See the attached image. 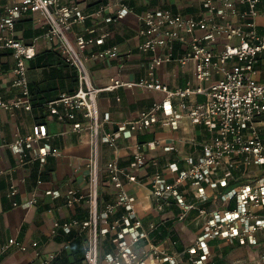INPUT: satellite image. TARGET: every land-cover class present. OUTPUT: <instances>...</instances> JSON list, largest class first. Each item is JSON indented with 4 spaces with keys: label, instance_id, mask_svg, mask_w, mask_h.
<instances>
[{
    "label": "built area",
    "instance_id": "built-area-1",
    "mask_svg": "<svg viewBox=\"0 0 264 264\" xmlns=\"http://www.w3.org/2000/svg\"><path fill=\"white\" fill-rule=\"evenodd\" d=\"M131 1L150 5L165 0H0V51H10L4 63L7 67L0 65V114L33 109L28 62L35 57L36 48L34 39L26 42L17 33L16 25L23 17L31 16L39 25L41 38L77 72L72 94L62 92L42 106L58 122L71 124L68 133L89 134L87 192H69L65 199L68 207L85 201L88 217L54 220L51 234L58 229L84 233L85 264H206L213 257L210 244L215 239L248 248L257 246L258 235L264 231V82L256 79L264 54V35L256 24L260 0H200L197 15L157 5L136 13L140 38L136 49L150 58L144 75L125 80L121 78L123 61L132 55V49L121 54L117 44L99 50L90 47L110 35L107 24L135 12ZM109 59L119 62L117 75L104 87H96L87 63ZM169 63L191 65L193 77L184 86L171 87L158 76L159 68ZM122 87H138L162 97L140 111L137 118L115 121L114 130H105L109 121L101 118L98 95ZM77 113L86 125L75 120ZM182 118L209 133V138L199 143V156L175 157L165 164L149 157L150 148L159 146L160 141L140 144L137 134L157 124L176 129ZM49 137L46 124L36 122L28 134L14 133L10 141H0V153L7 147L18 165L38 160L42 166L47 156L61 154L58 148L42 142ZM119 139L136 140L135 151L127 164L113 158L103 166L114 200L101 208L100 144L116 149ZM164 149L177 151L172 144ZM150 167V172L140 175L139 171ZM40 182L37 178L36 183ZM134 184L147 188L152 200L149 214L157 216L166 206L174 205L179 209L175 220L183 222L190 211H197L196 218L204 222L194 241L181 251L172 250L177 241L169 240L164 246L166 240L154 243L150 233L165 221L150 220L147 224L142 220L130 191ZM188 186L195 189L190 193L194 200L187 196ZM18 192V186L9 181L6 197L13 207L38 202L35 193L18 202L14 199ZM208 199L222 206L207 209L198 205ZM232 201L234 207L230 208ZM106 237L113 248L102 252ZM9 245L21 251L30 247L36 264H48L55 254L40 251L37 241L28 246L15 238L1 250ZM259 253L248 264H264V248Z\"/></svg>",
    "mask_w": 264,
    "mask_h": 264
},
{
    "label": "crops",
    "instance_id": "crops-1",
    "mask_svg": "<svg viewBox=\"0 0 264 264\" xmlns=\"http://www.w3.org/2000/svg\"><path fill=\"white\" fill-rule=\"evenodd\" d=\"M85 3H93L98 0H84ZM105 1V0H104ZM200 0H165L163 2H154L147 5L138 1H131L134 6V13L126 15L123 19L116 23H109L106 29L110 31V35L97 42L90 48L92 50H99L113 44H117L119 51L123 54L127 49H132L133 53L129 58H126L123 63V70L121 71V78L125 80H135L144 75L150 55L139 52L136 46L140 40L137 36L138 21L136 13L144 10L147 7L160 6L168 7L172 10H181L185 13L197 15ZM259 15L256 19L257 30L260 34L264 35V0L259 3ZM39 25L33 23L31 16L23 17L16 25L17 33L26 42H32L36 48V54L39 51L53 48L51 44L47 43L40 36ZM25 30H30L31 36H22ZM10 52V51H8ZM10 56L7 54L0 55V65L6 68L4 63ZM7 63V62H6ZM119 62L116 59H109L104 61H89V73L93 84L96 87H104L110 81L111 77L117 75ZM160 79L170 85L184 86L185 82L193 77L191 65L180 66L176 63H169L158 70ZM28 79L30 82H39V85L45 83L44 71L41 68L30 69L28 71ZM258 81L264 82V54H262L259 71L256 75ZM57 82V81H56ZM56 82H51L58 85ZM66 80L64 87L68 86ZM162 95L158 92H150L141 90L138 87L133 89L118 88L112 91H101L98 95V108L101 118H107L108 123L104 124L105 130H114L115 121L134 119L137 118L140 111L149 107L152 102L159 100ZM198 100L202 97L198 96ZM76 121L87 124V121L82 118L80 113H77ZM36 122H44L47 126L50 135L48 140H43L50 144L53 148L56 147L60 150L61 154L58 156H47L44 165H39V161L35 160L25 166L18 165L15 157L11 154L7 147H3L0 153V264H36L37 259H33L32 249L28 247L27 251L19 250L15 245H9L3 251L1 250L8 243L10 238L23 242L29 246L30 242L37 241L40 251L44 253H57L65 247V242H58L55 240L57 236L62 235L60 229L51 234V226L54 220L63 222L71 219H86L88 216L87 205L85 201L76 203L73 207H68L65 204V199L69 192L86 193L88 189V168L87 161L90 154L89 134L87 132L82 134L68 133L70 123L58 122L52 115H50L45 108H33L32 111L16 110L14 115L8 113L0 114V141H10L14 133L26 135L30 132L31 126ZM148 137L140 142L139 137ZM209 138V133L203 126L192 125L185 118L179 121L176 129L167 125L157 124L149 130L137 134L136 139L140 144H150L152 139H158L160 145L150 148L148 153L149 157H154L162 164L173 161L175 157L181 159L186 156L198 157L200 152L199 143ZM134 139H119L116 149H113L108 144L101 142L100 144V161L101 165H105L113 158H118L121 164H127L132 159L133 152L135 151ZM174 145L177 148L176 152L166 151L164 147L167 145ZM29 154L31 149L26 147ZM150 172L151 167L139 171L140 175L144 172ZM105 186L99 191L101 198L103 196L108 199H113V187L109 181V177L104 169ZM103 176V175H102ZM37 178L41 182L36 183ZM104 178V177H103ZM143 178V177H142ZM9 181H13L19 188V192L14 197L18 202H23L28 199L31 193H35L38 202L29 207L16 206L13 207L10 198L6 197L7 185ZM101 181H104L101 177ZM208 190V189H207ZM47 191H51L47 193ZM131 193L136 201V208L143 217L152 211V200L148 194L147 188L141 184H134ZM211 191L208 190L207 194ZM57 194V196H54ZM189 200H194L192 194L188 195ZM104 199V198H103ZM103 208L106 202L102 203ZM179 209L176 206H166L163 211L159 213L160 223L167 220H173L175 231L179 234L181 239V231L179 224L175 220L174 211ZM174 210V211H173ZM151 214V213H150ZM190 214V213H189ZM187 215L185 219L188 220ZM80 217V218H79ZM193 218H196V214ZM111 219V217L109 218ZM150 220L145 223L148 224ZM163 224V223H161ZM65 233V232H64ZM258 238L260 243L254 247L240 246L244 251L255 259V255L260 254L264 248V231L259 233ZM107 242L111 247V240L102 239V242ZM182 241V239H181ZM169 240L163 242L168 245ZM227 241L216 240L212 241L210 246L212 249L213 257L206 264H215L217 250L222 247L234 246L237 243L232 242L226 244ZM220 244V245H219ZM221 244H223L221 246ZM184 246V244H183ZM237 246H239L237 244ZM172 250H176L175 247ZM104 252V248H102ZM231 253V251H230ZM229 253L227 254V256ZM221 253H218V258H221ZM226 256V257H227ZM225 258L222 263L226 264Z\"/></svg>",
    "mask_w": 264,
    "mask_h": 264
},
{
    "label": "trees",
    "instance_id": "trees-1",
    "mask_svg": "<svg viewBox=\"0 0 264 264\" xmlns=\"http://www.w3.org/2000/svg\"><path fill=\"white\" fill-rule=\"evenodd\" d=\"M22 36L29 37L31 36L30 30H25L22 33ZM1 54L10 55V52L0 51ZM41 68L44 71V81L45 83L39 85V82H30L29 87L31 91V99L33 102V108H44L42 104L45 101L55 99L60 93L66 92L71 93L77 87V72L74 67H72L69 63H67L61 53L56 50L54 47L50 49H46L43 51H39L35 55L33 59L28 62V71L30 69ZM69 82L68 86L64 87V81ZM57 81V82H56ZM51 82H56L58 85H51ZM148 137H139V141L142 142ZM104 198V199H103ZM100 206L103 205V202H112V199H108V197L101 196L99 197ZM200 207H205L207 209L213 208L215 206L213 199H208L205 202H201L198 204ZM174 205H171L173 207ZM233 201L230 204V208H233ZM174 211V210H173ZM174 213H178V210L174 211ZM190 216L192 214H197V211L192 210L189 212ZM120 214V210L115 216ZM80 218V217H79ZM159 215L154 216L153 214H147V217H142V220L146 222L147 220H154L156 223L159 219ZM188 219L189 216H188ZM173 220H167L159 225L155 230L150 233V237L152 241L156 244L163 242L164 240L177 241L175 245V249L177 251L183 250V241L179 239V234L175 231ZM63 232V231H62ZM105 239H108L107 237ZM58 242H65V247L60 251L54 254V256L47 262L48 264H85L84 262V245H85V235L79 234L76 230H71L68 233H62V235L57 236L55 238ZM110 240V239H109ZM234 245L233 247H236ZM102 248H104V252H109L113 248V245L105 241L102 242ZM232 246L222 247L219 251L217 250V255L215 258V264L222 263L223 258L230 253ZM218 253H221V258H218Z\"/></svg>",
    "mask_w": 264,
    "mask_h": 264
},
{
    "label": "rangeland",
    "instance_id": "rangeland-1",
    "mask_svg": "<svg viewBox=\"0 0 264 264\" xmlns=\"http://www.w3.org/2000/svg\"><path fill=\"white\" fill-rule=\"evenodd\" d=\"M104 166V165H103ZM100 165V173H99V178H98V190L101 191V188L105 186V183L108 181H105V175H104V167ZM103 175V176H102ZM104 179V181H101ZM104 177V178H103ZM194 187L188 186L187 189V196L194 192ZM217 206H222L220 205L219 202L216 203ZM215 205V206H216ZM194 215L191 217V219H188L184 221V223L179 224V229L181 231V239L183 241L184 245H188L192 243L195 239V236L197 234V231L200 230V228L203 225L204 219L201 217L198 218H193ZM264 242V241H262ZM228 244V242L226 243ZM220 245V244H219ZM223 244H221L222 246ZM244 248H241L240 246H236L231 248V253L226 257L225 263L226 264H248L250 263L251 259L253 258L251 255L253 254L252 252L248 253V251H244ZM255 259H257V255H255Z\"/></svg>",
    "mask_w": 264,
    "mask_h": 264
}]
</instances>
